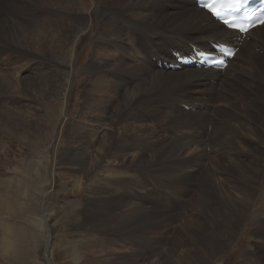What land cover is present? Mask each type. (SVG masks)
<instances>
[{
    "label": "bare ground",
    "instance_id": "6f19581e",
    "mask_svg": "<svg viewBox=\"0 0 264 264\" xmlns=\"http://www.w3.org/2000/svg\"><path fill=\"white\" fill-rule=\"evenodd\" d=\"M9 1L12 8L0 12V57H16L15 62L12 63H16L18 65L16 69L20 71L25 70L27 65L36 63L35 73L30 74L36 80L32 81V78L31 81L17 80L7 73L0 72V92L4 89L14 97L23 96L29 99L30 94H35L39 98L46 99L48 96L45 93L49 94L53 89L52 82L56 81H51L50 72L40 71L48 61V58L44 59V57L48 54L49 58L59 63L65 62L64 59L71 51L69 49L71 41L75 37L77 40L81 37L78 35L82 33L84 24L90 19L80 14V0H24L22 3L17 0ZM99 1L96 16L100 26L97 29L95 42L93 41L97 47V56L93 60L96 67L93 70H88L89 66L87 67L89 91H82L79 109L74 118H69L70 123L67 126L70 130L67 132L68 136L59 164L77 167L74 170L70 169L72 175L69 176V179H74V187L77 190L84 186L85 177L104 163L113 165L120 163L124 165L125 170L135 171L131 175L129 172L125 173L127 177L124 179H121L119 175L116 178L108 176V184L92 188L86 200L87 209L84 210L85 219L90 223L89 228H92L93 232H124L117 234L118 236L111 234L114 239L113 245L120 242L128 247L132 245L135 249L138 247L137 235L134 236L131 233L150 229L156 236L160 228L170 225L169 221L163 222L157 218L159 216L156 214L162 212L161 208L153 210L146 205L143 208L135 206H138L139 201L143 202V199L147 200L155 196L152 192L155 191L156 186H159L157 181L174 173L173 169L175 172L184 173L190 165L189 158L179 160L178 153L181 150L173 144L171 138H178L179 134L185 138L189 134L194 136L196 127L190 123H184L183 126L177 125L183 116L180 112L185 110L181 111L175 105L184 102L181 96L183 100L198 99L204 103V106L217 103V107H210L209 110L217 118L223 116L225 122L222 123L223 126L221 125L222 140L215 143L219 144L221 141L224 143L221 148L223 154L231 159L229 164L226 162L230 166L222 164L220 171L223 172L219 179L214 176L205 177V180L201 179L202 182L207 181L204 184L201 183L204 185L203 195L200 194L201 189L200 196L198 194L191 200L192 208L189 215L184 213L170 216L175 220L183 217L181 222L184 223L183 230L188 233V240L181 242L176 239L175 244L184 249L183 254L181 255V252V256H173L171 260L166 261V264H211L215 257L222 254L228 243L238 238V233L240 234L243 230L241 227L245 216L256 208L260 199L264 200V25L249 32L248 39L242 43L240 51L224 72L204 69L172 72L159 69L154 63V57L164 59L170 56L169 48L189 51L191 49L189 45L210 49V42H232L236 33L214 22L207 12L198 9L188 0ZM102 1L104 3L119 2L118 5L106 7V10L119 7L124 12L111 18L109 17L111 12L102 10L101 7L105 6L102 5ZM18 4L22 6L24 14L14 11ZM167 14L173 17L182 28L169 29L166 26L155 25V22L162 20L161 18ZM168 20L169 18L165 17L162 23ZM105 28L110 31L105 32ZM240 57H242V65L236 63L237 58ZM125 59L128 62H125ZM104 69L114 71L115 78L107 79L103 76ZM232 73L243 80L245 85L243 90L230 85L232 81H229L231 78L228 80L227 76ZM251 83L255 84V86L252 85L253 88ZM113 86H115L119 103L111 107L108 94L110 87ZM193 89L199 90L193 91ZM89 93L92 94L91 99L84 100L83 97ZM161 94L167 102L166 108L173 106L170 111L172 115L162 126V129L171 135L154 134V131H149L146 124H143L169 114L168 111L160 109L161 107L153 106L154 98ZM248 94L253 95L254 98L249 96V99H246ZM234 99L245 102L244 105L249 110L246 111L244 108L240 111L241 108L239 104L235 105ZM7 101L3 102L0 98V105L5 103L6 108L3 110L0 108V125L4 127L2 117L5 116V125L11 124V139H15L24 147L33 148L41 140L44 127L40 118V107L29 105L31 107L8 109L10 105L8 102L13 103V100ZM219 103H227L232 108L237 107L239 113ZM207 113L198 111L195 114L189 112L188 115L193 116V120H196L194 116L197 118L199 125L195 124L201 129L205 123L214 120L209 112ZM108 115L110 120L107 130L100 135L99 124ZM217 121L215 119L214 122L216 128L220 127L221 122L218 119ZM254 124L256 126L252 127L251 125ZM225 125L232 128L233 134L226 131ZM216 138L220 137L217 135L214 139ZM204 140L208 141V138L203 137L201 145ZM1 147L5 146L0 144V151H2ZM149 152L150 156L147 155ZM245 152H249L246 156L248 161L242 158ZM185 160L188 161L183 163ZM150 166L153 168H148ZM193 176L194 174H189L186 178H182L180 180L182 185L187 184L188 181L185 179L193 178ZM174 177L173 180H177L176 174ZM110 182H112L111 185L122 184L123 187L114 186L115 190H111ZM61 186L64 188L65 183ZM124 187L130 188L129 191ZM209 191L216 194L215 199H201ZM175 200L171 202L174 201L175 206H180L181 203H177L179 199ZM194 202L196 205H193ZM111 207L114 208L111 209ZM162 217L167 218V216ZM203 218L206 221L204 226L199 224ZM249 228L255 234L253 239L256 245H253L254 252L247 249L242 252L243 260L240 264H264V216H256L251 226L247 224L241 233L249 234L247 232ZM127 231L130 232L127 233ZM199 231L201 233H198ZM48 232L55 233L52 229ZM49 243L50 239L46 245ZM107 244L110 242L107 241ZM49 247L46 246L43 251V261L37 260V264H53ZM150 252L154 250L146 251L144 255H148L152 263L155 262L154 257L158 258L159 255ZM125 254L114 257L111 256L112 254H107L98 261L96 258V262L90 259L84 264H134L131 258H136L135 256L140 253L134 251L128 253L129 255ZM156 262L159 263V261Z\"/></svg>",
    "mask_w": 264,
    "mask_h": 264
},
{
    "label": "rangeland",
    "instance_id": "374dc122",
    "mask_svg": "<svg viewBox=\"0 0 264 264\" xmlns=\"http://www.w3.org/2000/svg\"><path fill=\"white\" fill-rule=\"evenodd\" d=\"M17 1L22 3L24 0ZM10 2L11 1L9 0H4V2L3 0H0V7L3 9H0V12L11 9L12 5ZM99 4V0H96V2L95 0H80V14L88 16L90 20L84 24V28L81 33L83 35H78V37L81 36L79 38L80 40H77L75 37L71 41L72 43L69 47L71 51H69L68 56L64 59L65 62L59 63L53 58H49L48 54L44 57V59L48 58V61H46L47 63L43 65V70L40 71L50 72V76L52 77L51 81H56L52 82L53 89L49 92V94L45 93L48 98H39L35 94H30L29 99H25L23 96H10V93L4 89H2L0 92V98L3 100V102L7 101V98L8 101L13 100V103L7 101L10 104L7 107L8 109H23L25 107L31 106L40 107V118L42 119L44 125L41 134V140L38 141V144L34 145L33 148L27 146L24 147L20 145L15 139H11V124L5 125V116L2 117L3 119L1 118L3 120L4 127L2 128L0 125V144L5 147H1L2 151H0V264H37V260L41 262L43 261V251H45L46 246L49 247V245V250L52 252L53 261H51L53 264H84L90 259L93 260V262H96V258L98 261L100 258H104V256L107 254H112L111 256L114 257L125 253V255H129L128 253L134 251L140 253L135 256L136 258H131L134 260V264H166V261L168 259L171 260L173 256L179 257L183 254L184 249H182L180 246H176L175 240L178 239L181 242L183 240H188V233L183 230L184 223L181 222L183 217H178L177 220H175L170 218V216H177L184 213L189 215L192 208L190 206L192 203L191 200H193L203 188L204 185L201 183L204 184L207 182H202L201 179L205 180V177L209 178L210 176H214L215 178L219 179L223 172L220 171L222 164L230 166L228 164L230 163L229 161L231 159H228V157L223 154V150L221 148L224 143L222 141L219 144L215 143V141H219L221 139V131L223 126L222 123L225 122V118L223 116H219L217 118L214 116V113L209 110L210 107H217V103H209V106L201 107L200 111H203L206 114L209 112V114L214 119L211 121L213 122V128L208 127L210 125L209 123L211 122H207L209 125L207 126V123H205L203 126L204 129L202 127L200 129L195 116L194 119L196 120H193V116L189 117V112L183 111V103H178L175 105V107L184 113L179 111L181 114H183V116H181V119L178 121L177 125L183 126L184 123H190L192 126L196 127L194 130L196 135L191 136V134H189V136L185 138L179 134L178 138H171V140L173 141V144L179 147L181 150L178 153L179 160L182 161L186 158H189L188 160H190V165L187 168V172L185 171L184 173L182 171L175 172V169H173L172 171L174 173L169 174L164 177V179L162 178L161 180L157 181L159 186H156L157 188L154 192H152L155 196L147 198V200L143 199V202L139 201L140 203L138 206H135L137 208H143L146 205V207H150V209L153 210H160L161 208L162 212L156 214V216H159L157 218L163 222L169 221L170 225L160 228L159 234L156 236H154V232L150 229H144V231L138 232L133 231L134 233H131V235H137L136 240L138 247H135V249L132 248V245L131 247H128L120 242H116L113 245L114 239L112 238L111 234L118 236L120 233L124 232H93L92 228H89L90 223L85 219L84 210L87 209L86 200L91 194L90 190L96 186L106 184L109 181L108 176H113V178H116L119 175L121 176V179H124L127 177L125 173L129 172V175L135 173V171L125 170L124 165L120 163L116 164L119 166L110 163H104L89 173V176L85 177V183L84 186H82V189L80 188L77 190L74 187V179H69L70 174L72 175L70 169L74 170L77 167L59 164V160L68 136L67 132L70 130V127L67 126L70 123L69 118H74L73 116H75L77 110L79 109V105L82 101V91H89V87L87 86V67L89 66L88 70H93L96 67L93 60L96 59L97 56V47L93 43L95 42L96 35L98 34L97 29L100 26V21H98V17L96 16V7H98ZM118 4L119 2L104 3L102 1V5L105 6H102L101 8L103 11L111 12L109 17L114 18L119 13L124 12V10L119 7H112L106 10V7ZM17 6L18 7L15 8L16 10L13 7L14 11L16 13L19 11L18 14H24L22 6L20 4ZM165 17H168L169 20L166 23H162V20ZM161 19L162 20L155 22V25L166 26L169 29L182 28L179 27L178 22H176V20L173 17H170L168 14ZM109 31V29L105 28V32ZM109 53L112 54L110 51ZM0 59V72L7 73L17 80L29 79V81H31V78L32 81L36 80L33 78L34 76L31 77L30 75L35 73L34 71L37 67L36 63H33L29 66L27 65L25 70L21 69L22 71H20L16 69V66L18 65L16 63H12L15 62L16 57L9 58L7 56H2ZM124 61L128 62L126 59ZM96 63L99 64L98 62ZM236 63L242 65V57L237 58ZM115 74L116 73L112 70L104 69L102 72V75L107 79H114ZM227 77L228 80L231 78L229 81H232L230 82L232 87L243 90L245 85L240 76L232 73ZM241 83H243V85ZM252 85L255 86V84L251 83V86ZM197 90L199 89H193V91ZM91 95L92 94L90 93L85 95V97H83L84 100L89 101L91 99ZM206 96L208 97L209 94L207 93ZM249 96L250 98L251 96L254 98L253 95L248 94L246 99H249ZM108 97L109 105L111 107H114L119 103L118 97L115 93V86L110 87ZM181 99L188 105L192 102L193 104L199 103L200 105L204 106V103L198 99H195V102L193 100H183L182 96ZM239 101V99H234L235 105L239 104L241 108L240 111H242L244 108H246V111H248L249 109L246 105H244L246 103ZM241 102L243 103L242 105ZM219 104L225 105L229 110L233 109L234 112L239 113L237 107L232 108L227 103ZM153 106L157 108L161 107L160 109H164L165 112L168 111L167 113L169 114H164L162 117H159L156 120L148 121L143 124H146L149 131H154V134L157 133L158 135L162 136H165L166 134L171 135L169 132L162 129V126L168 122V117L172 115H170V111L171 108L173 109V106H171V108L168 107L169 109L166 108L167 102L162 94L161 96L159 95L154 98ZM195 107L198 108V106ZM0 108L2 110L6 109L5 103L1 104ZM215 119L216 121L217 119L221 121L220 127L218 128H216V125H214ZM109 120V115L101 120V123L99 124L100 135L107 130V124ZM132 122H134V120ZM231 122L234 124L233 121ZM251 123L252 121L250 124ZM251 126L254 127L256 125L254 124ZM225 128L226 131L233 134L232 128L229 126L227 127V125H225ZM214 133H216L220 138L214 139V137L217 136ZM203 137L204 139L208 138V141L204 140L203 145H201L200 142L203 140ZM147 155L150 156V152L147 153ZM247 155H249V152L243 153L242 158L248 161L249 159H246ZM188 160H185L183 163ZM226 162L228 164H226ZM181 167L182 165L180 168ZM199 167L202 168L199 169ZM148 168L152 169L153 166ZM175 174L178 176L177 180H173L175 179ZM189 174H194L193 178L185 179L188 182L187 184L182 185L180 180L184 177L186 178ZM62 183H65L64 188L61 186ZM111 184L112 182H110L109 185L111 186V190H115V188H113L114 186H118L119 188L123 187L122 184L120 186ZM150 187L152 190V186ZM126 189L129 191L130 188ZM120 190L124 192L123 189ZM204 191L206 192V189ZM141 193H143V191ZM200 194L203 195V189ZM215 197L216 194L212 191H209L206 195L204 194L201 199L213 200ZM174 199H176L175 201L179 199L177 203L180 202L181 205L175 206L174 201L171 202V200ZM198 199H196V201ZM193 205H196L195 202ZM114 207H111V209ZM250 213H248V215H246L244 218L241 227L243 229L241 231L242 233L247 224L251 226L256 216H264V200L260 199L256 208ZM162 216H167V218ZM204 221L205 219L203 218L199 224H206V221ZM86 227L88 228L85 229ZM47 229H52L55 231V233L51 234ZM128 232L130 231H127V233ZM241 232L240 234L238 233V238H235L233 241L227 244L222 254L215 257L211 264H240L243 260L242 252H244L245 249L249 250L250 252H254L253 245H256L254 242L255 234L252 232L251 228L247 230L249 234L243 235ZM198 233H201V231ZM151 237L154 239L152 240ZM48 239H50V243L49 245H46ZM51 239L53 241H51ZM107 241H109L110 244H107ZM152 250H154V252L150 253H154L155 255L157 254L159 256L158 258L154 257L155 262L150 263L151 260L149 259V256L144 255V252H149ZM156 261H159V263Z\"/></svg>",
    "mask_w": 264,
    "mask_h": 264
},
{
    "label": "snow or ice",
    "instance_id": "6c2138e0",
    "mask_svg": "<svg viewBox=\"0 0 264 264\" xmlns=\"http://www.w3.org/2000/svg\"><path fill=\"white\" fill-rule=\"evenodd\" d=\"M222 18V17H221Z\"/></svg>",
    "mask_w": 264,
    "mask_h": 264
}]
</instances>
